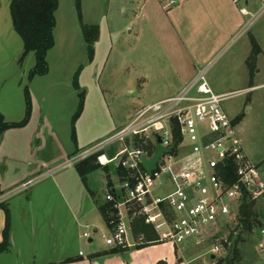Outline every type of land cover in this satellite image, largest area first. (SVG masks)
<instances>
[{"label": "rangeland", "instance_id": "rangeland-1", "mask_svg": "<svg viewBox=\"0 0 264 264\" xmlns=\"http://www.w3.org/2000/svg\"><path fill=\"white\" fill-rule=\"evenodd\" d=\"M134 1L140 3L139 9ZM144 1L80 0L82 23L99 28L94 56L90 60L89 46L79 20L78 0H59L55 44L47 55L48 73L30 80V72L36 63L35 54L24 55L23 40L13 28L10 0H0V114L8 122H19L27 114L26 89L30 100L26 129L8 132L10 135L5 137L0 149V161L13 155L9 150L11 145L27 144V135L37 130L54 129L70 138L80 93H84V110L76 120L75 128L78 140L83 143L81 147L87 149L103 141L101 135L128 122L139 107L173 95L180 85L184 87L183 76L189 75L185 69L189 58L180 43L170 36L171 29L165 26L164 12L156 10L157 2L160 7L162 4L150 0L155 11L141 12ZM240 6L250 11L245 17L246 32L243 36L240 32L234 34L209 60L211 65L206 80L215 93L231 95L222 102V108L233 123L237 122L236 131L251 160L260 166L264 180V0H242ZM255 44L260 48L257 56L252 55ZM77 73L80 90L74 86ZM249 87L256 88L246 90ZM116 164L107 173L100 168L89 176L90 185L97 190L102 204L107 183L113 181L115 186H120L114 168ZM13 165L14 180L23 169L18 170V163ZM0 173L1 180L5 172ZM4 175L9 180V174ZM54 176L68 181L72 176L79 187L76 195L86 192L76 169L66 168ZM251 200L256 202L255 211L262 223L261 229H264V193ZM97 221V233L92 226L81 229L95 239L92 245L88 239H83L85 251L93 245H105L102 236L109 230L101 213H97ZM238 221L239 212L219 223L214 230L219 236L217 245L222 249L221 257L226 258L233 241L238 238L239 258L235 264H264L262 230L256 228L251 233L245 232Z\"/></svg>", "mask_w": 264, "mask_h": 264}, {"label": "built area", "instance_id": "built-area-1", "mask_svg": "<svg viewBox=\"0 0 264 264\" xmlns=\"http://www.w3.org/2000/svg\"><path fill=\"white\" fill-rule=\"evenodd\" d=\"M158 1L164 10L177 3ZM241 14L250 13L242 9ZM210 65L177 96L141 107L126 126L75 154L60 168L90 158L101 167L117 163L120 186L113 184L105 196L115 210L109 232L102 236L106 246L129 249L168 243L179 247L237 215L245 194L255 200L264 193L260 167L249 159L235 124L222 108L231 95L215 93L206 80ZM158 146L170 151L161 155L149 173L143 161H151ZM3 202L0 198V205ZM138 219L152 227L155 241L134 236ZM261 233L264 236V229ZM83 237L90 239L91 234L85 232ZM212 251L219 254L222 249L215 246Z\"/></svg>", "mask_w": 264, "mask_h": 264}, {"label": "crops", "instance_id": "crops-1", "mask_svg": "<svg viewBox=\"0 0 264 264\" xmlns=\"http://www.w3.org/2000/svg\"><path fill=\"white\" fill-rule=\"evenodd\" d=\"M241 2L242 0H177L169 10H164L157 2L156 10L164 12L165 26L171 29L170 36L180 43L190 61L185 67L189 75L183 76L184 87L203 67L211 64L209 60L234 34L240 32V36H243L247 16L241 14V10L246 9L240 6ZM134 4L139 9L140 3L134 1ZM151 5L150 0H145L140 6L141 12L148 9L149 12H154L155 8ZM184 87L180 85L176 93L157 102L177 96ZM254 88L256 87L246 90ZM138 109L128 122L116 126L111 132L115 133L126 126ZM83 110L84 104L80 115ZM75 115L70 138L54 129L37 130L27 135V144L18 147L13 144L9 147L14 157L10 154L12 156L4 157L0 161V172H5L10 177L8 180L2 174L0 180V198H4L2 204L5 205H0V243L6 226L5 207L10 214L9 246L0 254V264H216L221 253L215 254L212 251L218 246L219 240V236L214 234L215 228L207 230L199 240H190L179 247L168 243H155L117 251L118 248L93 245L92 249L85 251V232L81 229L92 226L98 232L97 213H100L99 207L106 204L100 203L97 190L90 185L89 176L95 171L88 173L84 180L76 165L72 167L79 173L86 188V192L82 191L80 195H76L79 188L76 178L71 176L72 182L67 178L53 177L55 173L64 170L60 168L72 156L85 150L76 134L75 123L79 118L75 120ZM5 121L8 122L6 119ZM21 129L24 131L26 128ZM18 130L10 129L2 135L0 149L5 137ZM111 132L101 135L100 138L105 140L109 134H113ZM247 155L251 160L248 152ZM13 163H18V168L23 169H18L23 172L14 180ZM29 181L30 186L25 187ZM113 184V181L107 183V187L110 188ZM106 225L108 227L107 223ZM87 241L91 245L95 244L92 236ZM81 252L83 255H80Z\"/></svg>", "mask_w": 264, "mask_h": 264}, {"label": "trees", "instance_id": "trees-1", "mask_svg": "<svg viewBox=\"0 0 264 264\" xmlns=\"http://www.w3.org/2000/svg\"><path fill=\"white\" fill-rule=\"evenodd\" d=\"M78 15L81 22L83 35L86 43L88 44L89 59H93L94 45L99 38V28L97 26H87L82 23L80 13V0L77 2ZM59 7V0H10V11L13 22L14 30L20 35L24 43V55L33 52L36 57V63L34 69L30 72V80L36 76H44L48 73V52L54 47V30L56 27V12ZM260 53V48L256 44L253 47L252 55L257 56ZM74 85L76 90H80L78 83V73L75 76ZM27 98V114L20 122L8 123L5 121L3 115L0 114V140L2 135L10 130L23 128L27 125L30 115V100L29 91L25 90ZM80 105L79 110L75 115V120L79 117L84 104V93H80ZM237 124V122H234ZM177 138H178V133ZM82 178L86 180L88 173L96 171L100 168L109 172V167H101L96 164L95 158H90L81 164L76 165ZM119 172V171H118ZM122 175L121 172H119ZM111 183V182H110ZM1 194V190H0ZM255 201H250V198L245 194L243 203L240 206L239 211V226L243 231L251 233L259 227L256 221H258V214L255 211ZM3 207L5 205L1 204ZM6 211V226L3 233V240L0 243V254L8 249L9 246V233H10V214L8 209ZM99 211L102 214L104 220L108 224L114 219L115 210L108 203L101 205ZM263 230V229H261ZM133 234L136 238L144 236L146 241H155L157 234L153 231L150 225L145 224L142 219H138L133 225ZM147 245L139 246L137 248L145 247ZM238 238H236L230 250H232V263L238 260ZM125 250L118 248L117 251ZM225 258L220 257L216 264H224ZM163 264V263H161Z\"/></svg>", "mask_w": 264, "mask_h": 264}, {"label": "water", "instance_id": "water-1", "mask_svg": "<svg viewBox=\"0 0 264 264\" xmlns=\"http://www.w3.org/2000/svg\"><path fill=\"white\" fill-rule=\"evenodd\" d=\"M158 142L160 143L161 140L158 139ZM170 150L167 148H163L162 146H158L157 150H156V155L154 156V158L151 161H147L146 159H144L143 161V165L145 167V169L151 173L155 168H156V164L159 161L161 155L163 153H168ZM108 155L110 157H113L114 152L113 150H109L108 151ZM30 182V181H29ZM256 223L258 224L259 227H262V223L259 221H256ZM97 230L94 231V233H96ZM90 242H92V240H90ZM225 264H233L232 263V250L229 251V253L227 254L226 258H225Z\"/></svg>", "mask_w": 264, "mask_h": 264}]
</instances>
